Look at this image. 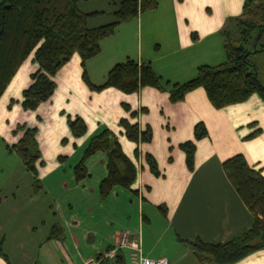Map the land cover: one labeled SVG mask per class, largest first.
Masks as SVG:
<instances>
[{
	"label": "crops",
	"instance_id": "0c3cea01",
	"mask_svg": "<svg viewBox=\"0 0 264 264\" xmlns=\"http://www.w3.org/2000/svg\"><path fill=\"white\" fill-rule=\"evenodd\" d=\"M155 1V8L118 23L110 35L100 40L99 51L84 65L91 83H100L114 63L126 58L148 62L155 74L169 83L184 82L195 76L198 66L216 65L224 60L221 29L228 18L239 15L243 0ZM76 6L83 13H91L85 23L95 27L113 20L112 12L117 9L118 0H77ZM80 75L79 57L74 53L53 77L56 84L53 96L42 102L52 108L53 118H58L46 124L44 133L52 130L49 126L61 124L63 116L58 113L61 109L80 116L86 131L75 138L81 143L75 145L77 159L83 143L94 131V123L103 125L116 135L121 150L135 168V178L129 189L115 186L101 199L97 185L106 172L105 155L96 152L85 161L88 176L79 181L82 185L76 193L68 192L70 180L66 187L58 182L63 180L60 173L50 174L53 168V172L59 170L55 167L58 162L54 161L55 166L50 169L40 170L44 168L41 165L36 169L40 190L27 192L28 200L23 203L17 200L19 205L3 207L6 193L16 201L3 181L0 214L8 216L0 217V247L6 256L5 260L0 255V264H83L89 259L94 264H135L127 247H118V254H113L117 237L123 231L132 234L131 239L138 236L144 257H164L168 264H179L183 259L186 263L192 259L189 264L212 261L196 259L189 242L195 239L213 244L223 242L248 225L251 215L224 175L221 162L240 153L264 176V135L244 139L255 128L264 130V101L253 93L241 102L214 108L203 89L196 87L172 103L167 88L145 86L132 93L112 87L91 91ZM123 103L131 110L143 107L144 113L129 120L151 129V140L139 144L137 156L133 153L134 143L123 136L117 125L120 117L128 118ZM45 109L50 115L49 109ZM197 122L203 124L206 135L195 140L192 131ZM185 140L194 142L191 170L186 168L184 153L178 148ZM43 148L40 147L42 151ZM59 152L66 162L67 152ZM145 153L154 158L157 176L145 163ZM39 173L46 174L47 180L40 179ZM50 176H56V180L50 182ZM53 187L61 191L57 193ZM41 191L50 198V203L46 201L50 214L43 207L38 210L45 203L37 201ZM28 202L35 206L27 208ZM16 215L21 216L19 222L12 224ZM26 215H32L31 221H41L42 226L31 223ZM47 215L50 217L46 218ZM154 218L162 220L156 242L167 235L171 252L156 254L152 247L142 249L143 222L149 224ZM54 222L64 230L61 239L46 238ZM108 246L112 249L106 252ZM231 264H264V248Z\"/></svg>",
	"mask_w": 264,
	"mask_h": 264
},
{
	"label": "trees",
	"instance_id": "16d2710c",
	"mask_svg": "<svg viewBox=\"0 0 264 264\" xmlns=\"http://www.w3.org/2000/svg\"><path fill=\"white\" fill-rule=\"evenodd\" d=\"M76 1L0 0V94L26 57L30 56L36 65L29 73L28 85L21 90L20 105L23 109L33 110L50 98L55 88V73L74 53L79 57L81 79L91 91L112 87L123 93H132L145 86L160 90L167 88L168 100L173 103L180 101L186 92L201 87L214 108L241 102L253 93L264 101V85L257 77L255 65L248 60L249 54L264 51V0H243L239 15L228 18L221 29L224 60L216 65L198 66L191 79L181 83L162 81L148 62L126 58L114 63L98 84L89 81L85 61L99 51L100 40L110 35L118 23L155 8L156 1L118 0L117 9L112 12L113 20L95 27L86 25L85 19L91 13L81 12ZM122 108L128 113V118L120 117L117 125L123 136L134 143L133 153L137 156L139 144L151 140V129L148 125L141 128L136 121L129 119L144 113L145 109L131 110L124 103ZM66 123L73 137L84 134L85 124L80 116L67 115ZM35 134L36 128H25L9 149L32 174V186L37 190L35 162L40 154ZM192 134L195 140L206 135L201 122L194 124ZM178 148L184 153L186 168L191 170L194 142L185 140L178 144ZM96 152L105 155L106 172L97 185L99 197L105 198L115 186L129 189L135 178V168L121 150L116 135L107 128L99 129L88 138L80 158L72 167L73 180L78 182L88 176L85 161ZM143 158L150 172L157 176L154 158L148 153L143 154ZM41 163L39 160L38 164ZM221 168L250 213L249 223L223 242L213 244L195 239L189 244L198 260L204 258L217 264H231L254 250L264 248V176L240 153L224 159ZM158 208L163 212L162 206ZM63 233L62 226L54 222L46 238L61 239ZM110 249L112 247L108 246L105 251ZM118 251L117 247L114 256ZM0 255L6 260L1 247ZM98 256L100 254L96 259Z\"/></svg>",
	"mask_w": 264,
	"mask_h": 264
},
{
	"label": "rangeland",
	"instance_id": "374dc122",
	"mask_svg": "<svg viewBox=\"0 0 264 264\" xmlns=\"http://www.w3.org/2000/svg\"><path fill=\"white\" fill-rule=\"evenodd\" d=\"M262 40H264V36ZM248 60L255 65L257 77L259 81L264 85V51L249 54ZM35 67L36 65L34 62H32L31 57L30 56L26 57V59L23 60V62L19 65V67L15 71L14 75L10 79L7 86L4 88L3 92L0 94V185L3 183V181L6 182V184L3 185L8 187V189L11 190L14 193V196L16 197L15 198L16 201H14L13 198L6 193L5 204L3 205V207H8L11 205H19L17 200L22 203L26 202L29 198V196L26 193L31 192L34 189L32 186V174L24 169L19 157L11 149H9L10 146L13 143H15L17 139L21 136L22 131L25 128H29V127L36 128L35 141L39 150L40 157L35 162V170L36 169L38 170L40 165L41 167H44V168H40V170L41 169L44 170L46 169V167L47 169H50L53 166H55L52 165L53 161L54 163L58 162L55 167H58L61 172L59 170L53 172L54 170L53 168L51 171H49L50 174L60 173L59 175L63 180L58 182L60 184L64 183L66 187L68 180H70L68 184V192H74V193L78 192L81 189L82 183L79 181H78L79 183L75 182L72 179V167L80 158L88 138L99 129L106 128L103 125H99V124H97L96 126V122L94 123V128H93L94 131L90 133L86 141L83 143L84 146L82 147L80 151V155L78 156L77 159H75L74 156V152H75L74 149H76L75 145H81V143H78V141L75 138H79L80 136L73 137L70 134L66 123V116L69 115L70 117H73L75 113H70L63 109L59 110L58 113L63 116L61 124H56V125L54 124L52 126H49L50 128H52V130H50L47 133H44V129L48 128L46 124H49L50 122L56 121L58 119V118L55 119L53 118L54 113L52 111V108L49 107L48 105H42V102L38 104V106L33 110L23 109L20 105L21 89L25 88L28 85L29 73L30 71L32 72L35 69ZM55 88H56V84H55ZM52 96L53 95L51 94L50 97ZM48 100H46V102ZM43 103H45V101ZM55 104L56 103H54V105ZM45 107L49 109L50 115L46 114ZM254 127H256L255 124ZM255 129H259V128H255ZM254 130H252L251 132H253ZM85 131H86V126H85ZM261 134L264 135V130L259 129L253 136L247 137L248 135L247 134L244 137V139L253 138V137L258 138ZM40 147L41 148L45 147V148H43L42 151ZM59 151L67 152V154L63 153L64 155L67 156L66 162L64 161V159L66 158L62 156L61 155L62 153H60ZM39 160L42 162L41 164H38ZM61 162H63V164ZM68 172H69V177H68ZM44 176L40 174L39 178L40 179L43 178L47 180ZM48 180L50 182L55 181L56 176L53 177L50 176ZM73 181L78 184L77 185L74 184ZM16 185H18L17 190L15 189ZM52 189H56L57 193L61 191L57 187L56 188L53 187ZM48 199L50 198L47 195H44L42 191L39 192L37 201L41 203L44 202L45 203L43 205L41 204V207L38 205L36 206H38V210H41L43 207L50 214V211L46 206V201L50 203ZM25 205L27 208H31L32 206H35V204L30 202L25 203ZM74 205L77 206V203H74ZM2 216L3 218H6V216L8 215L0 214V217ZM31 216L32 215H26V217L29 218L30 222L34 223L35 221H31L32 220ZM9 217L11 216L9 215ZM20 217H21L20 215H16L15 216L16 219L12 224H15L16 221L19 222ZM49 217L50 215H47L46 218ZM136 217L137 216L135 213V206H134V217H133L134 223H136ZM157 217H160V215H158ZM46 220L48 222V219ZM35 224L38 227L42 226L41 221H37L35 222ZM161 225H162V220L160 218L151 219L149 224L143 222V227H144V236L142 241L143 250H148L152 247L154 248V252L156 254L159 252L161 253L167 251L171 252L172 249L170 247V242H167V235L161 236L160 240L156 242L155 237L156 235L160 234L162 229ZM190 261L193 260L189 259V261H187L186 263L185 260L183 259L179 264H189ZM203 264H217V263L214 261H210Z\"/></svg>",
	"mask_w": 264,
	"mask_h": 264
},
{
	"label": "built area",
	"instance_id": "2783aa9c",
	"mask_svg": "<svg viewBox=\"0 0 264 264\" xmlns=\"http://www.w3.org/2000/svg\"><path fill=\"white\" fill-rule=\"evenodd\" d=\"M132 237V234H129L127 231L121 232L116 240L117 247H127L129 249V254L134 259L135 264H168V261L164 257L158 258H148L144 257L140 253L139 249V238ZM112 252V250H111ZM83 264H94V261L91 259L86 260Z\"/></svg>",
	"mask_w": 264,
	"mask_h": 264
}]
</instances>
